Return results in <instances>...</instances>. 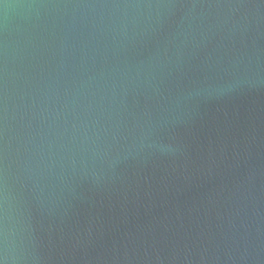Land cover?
I'll return each mask as SVG.
<instances>
[{
  "label": "water",
  "instance_id": "1",
  "mask_svg": "<svg viewBox=\"0 0 264 264\" xmlns=\"http://www.w3.org/2000/svg\"><path fill=\"white\" fill-rule=\"evenodd\" d=\"M0 264H264V0H0Z\"/></svg>",
  "mask_w": 264,
  "mask_h": 264
}]
</instances>
